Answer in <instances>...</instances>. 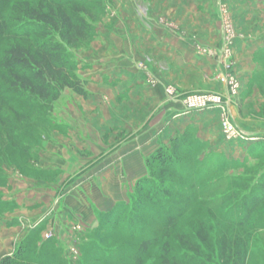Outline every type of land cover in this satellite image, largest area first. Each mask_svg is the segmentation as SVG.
Masks as SVG:
<instances>
[{"label": "crops", "instance_id": "1", "mask_svg": "<svg viewBox=\"0 0 264 264\" xmlns=\"http://www.w3.org/2000/svg\"><path fill=\"white\" fill-rule=\"evenodd\" d=\"M146 1L152 15L145 20L128 15L131 24L122 27V38L116 31L108 36L112 60L102 65L107 84L88 85L86 100L74 95L67 108L73 121L27 151L32 165L2 164L0 261L22 242L42 253L48 243L42 236L50 229L56 247L81 242L96 230L147 173L146 157L141 152L132 157L134 146L154 152L185 130L228 157L243 156L255 144L224 139L218 111L185 113L165 89L171 85L181 96L225 92L216 60L200 53L201 47L221 46L223 9L232 24V61L241 85L232 117L244 134L264 135V119L251 117L264 103L254 82L264 73V0ZM36 168L47 172L35 175Z\"/></svg>", "mask_w": 264, "mask_h": 264}, {"label": "rangeland", "instance_id": "2", "mask_svg": "<svg viewBox=\"0 0 264 264\" xmlns=\"http://www.w3.org/2000/svg\"><path fill=\"white\" fill-rule=\"evenodd\" d=\"M89 1L93 12L101 13L92 23L93 37L85 43L67 47L76 65L77 74L84 80L85 90L88 85L91 88L90 86L98 81L107 84L109 77L105 75V68L102 65H105L110 58L112 60L108 53L110 47L107 45L110 33L116 31L119 38H122V27L131 24L128 15L134 14L145 20L149 14L154 13L152 5L146 0ZM2 12L5 14L7 10L3 9ZM221 13V19L219 18L221 28L223 29V25L227 23L233 33L232 24L225 9L221 10ZM4 46L5 42L0 41V57ZM254 78L261 95L264 96V73L256 74ZM116 82L111 80L110 85ZM172 88L171 85L165 87L167 95L172 92L174 97L171 99L181 103L182 97L188 94L176 95ZM86 91L90 94L88 90ZM74 95L75 93L71 90L65 89L58 100L52 103V109L49 112H45L46 109L39 103L36 104L38 113L29 110L27 113L30 116L23 123L26 127L23 129L16 124L20 128L15 130L19 137L18 146L10 148L5 139L2 140L3 144L0 143V154L3 156L0 159V168L5 163H16L19 167L32 165L30 157L28 158L27 153L23 151V145L28 146V150L36 148L44 138H51L54 130H64V123L73 121L70 119L71 112L67 108L73 103ZM10 103L14 104L11 101ZM237 104L240 106L236 100L235 105ZM232 106L231 102L228 114L233 125L236 126L232 117ZM260 107L263 108L264 103ZM15 108L24 110V105L15 103ZM3 113L8 121L10 119V122L15 123V116L11 111L4 110ZM66 113L68 118L64 117ZM258 114L259 111L251 113V117H258ZM190 135L193 140L191 149L179 153L182 161L180 172L183 173L176 174L171 177L172 179L165 181V186L173 189L170 199H163L157 205L151 201H145L143 205L138 206L131 199L135 183L129 200L120 205L122 210L119 214L113 215L108 221L105 219L96 230L87 233L86 238L81 242L75 243L73 239V243H58L56 247V242L54 244L51 241L54 231L52 229L45 231L42 239L48 242L45 244L48 247L45 253L46 264H229L222 250L223 241L230 245L238 243L242 247L246 246L245 264H264V202L257 207L248 220L241 224L238 223L239 217L231 214L235 208H241L243 196L253 188L258 189L257 182L264 173V142L254 141L255 144H248L246 149L255 146L258 151L254 149L249 153L246 150L243 156L235 158L226 156L215 148V145L208 144L196 135L193 130L190 131ZM222 135L226 139L224 134ZM170 140L163 146L167 147ZM133 150L136 151L132 152V157H136L135 155L139 152H141L140 156L146 157L147 173L143 177L145 178L149 169L147 160L154 152L149 147L134 146ZM46 172L47 170L42 171L37 168L33 170L35 175L46 174ZM1 179L5 181V177L0 175V182ZM196 185L206 187L203 197L200 198L201 202L199 199L193 201L186 197L196 191ZM117 210L116 208L114 212L116 213ZM168 213L177 216L176 226L173 228L165 226L164 218ZM128 219L132 223L129 222V224ZM48 232L51 236L46 238L45 234ZM184 236L190 237L192 243H188ZM146 239L152 243L145 252H142L140 245ZM22 244L23 242L20 243ZM73 249L75 255L72 253ZM171 256H175V259H171ZM20 264L37 263L30 260Z\"/></svg>", "mask_w": 264, "mask_h": 264}, {"label": "trees", "instance_id": "3", "mask_svg": "<svg viewBox=\"0 0 264 264\" xmlns=\"http://www.w3.org/2000/svg\"><path fill=\"white\" fill-rule=\"evenodd\" d=\"M89 2V0H0V41L5 42L0 57V143L3 144L2 140L5 139L10 148L18 146L19 137L15 130L18 127L23 129L26 127L23 123L30 116L27 113L29 110L39 112L37 103L46 109L45 112H49L52 103L58 100L65 89L84 99L87 98L84 80L77 74L76 65L67 47L85 43L93 37L92 23L101 13L93 12ZM3 9L7 10L5 14L2 12ZM15 103L23 104L24 110L16 109ZM4 110L14 114L15 123L4 117ZM258 117L264 119V107L260 109ZM190 136L187 130L177 134L167 147L160 146L148 158V175L136 182L131 197L133 203L141 206L145 201H151L157 205L163 199L172 197L173 189L165 186V181L183 173L180 172L182 161L179 153L191 149L193 140ZM24 146L23 151L27 153L28 146ZM254 149L257 150L252 146L247 152L251 153ZM1 155L0 159L3 157ZM2 182L1 179L0 184ZM257 185L258 189L253 188L243 196V206L235 208L231 213L239 217L240 224L248 220L264 202V173L261 174ZM195 188L196 191L186 197L193 201L199 199L201 202L200 198L203 197L206 187L196 185ZM117 209L116 213L112 212L106 219L107 221L122 210L121 207ZM176 220L177 216L168 213L164 218L165 226L175 227ZM193 234L196 236V232ZM184 238L188 243H192L190 237ZM151 243L150 240H144L140 245L141 251L145 252ZM31 247V242L23 243L12 256L2 258L0 264H20L30 260L37 264H46L45 253L48 247L42 246L44 249L42 253H35ZM245 248V245L242 247L238 243L230 245L223 241L222 244L229 264H245ZM170 258L175 259V256Z\"/></svg>", "mask_w": 264, "mask_h": 264}, {"label": "built area", "instance_id": "4", "mask_svg": "<svg viewBox=\"0 0 264 264\" xmlns=\"http://www.w3.org/2000/svg\"><path fill=\"white\" fill-rule=\"evenodd\" d=\"M233 34L229 26L223 25V42L219 48L201 47L200 53L212 57L217 62V78L225 86V92L219 93H194L182 97L184 112H201L216 110L220 114V127L226 139L240 142L262 141L264 136L247 135L233 125L228 114L232 100L241 89L240 81L235 73L232 61L231 39ZM170 98L174 97L172 92L168 93ZM51 236L50 232L45 234L46 238ZM72 253L75 255L74 249Z\"/></svg>", "mask_w": 264, "mask_h": 264}]
</instances>
